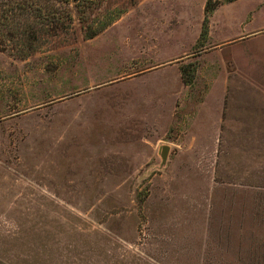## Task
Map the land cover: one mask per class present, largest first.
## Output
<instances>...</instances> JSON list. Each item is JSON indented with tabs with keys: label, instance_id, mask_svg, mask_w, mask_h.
Returning a JSON list of instances; mask_svg holds the SVG:
<instances>
[{
	"label": "rangeland",
	"instance_id": "rangeland-1",
	"mask_svg": "<svg viewBox=\"0 0 264 264\" xmlns=\"http://www.w3.org/2000/svg\"><path fill=\"white\" fill-rule=\"evenodd\" d=\"M13 1L0 264H264V0Z\"/></svg>",
	"mask_w": 264,
	"mask_h": 264
},
{
	"label": "trees",
	"instance_id": "trees-1",
	"mask_svg": "<svg viewBox=\"0 0 264 264\" xmlns=\"http://www.w3.org/2000/svg\"><path fill=\"white\" fill-rule=\"evenodd\" d=\"M3 1V2H2ZM211 0H208L205 4L204 7V20L202 23V30H201V36L202 37H206L207 36V29H208V19L210 17V15L213 13V11L216 9V7L220 4H229V3H233L235 1L238 0H214L213 4H211L210 2ZM4 3V4H2ZM6 3V4H5ZM37 5V4H36ZM35 5V6H36ZM0 6L4 7L6 10H4V13H2V15L0 14V20H6V21H10L12 20L13 16V9H15V2L13 0H0ZM37 8H35L36 10ZM42 11V9H37ZM43 17H45V15L43 14ZM115 21V20H114ZM112 21L111 24L114 22ZM109 25V24H108ZM107 25V26H108ZM106 26V27H107ZM180 73H181V78L184 80V75H185V70L184 68H180ZM184 83L186 84V82L184 81ZM187 85V84H186Z\"/></svg>",
	"mask_w": 264,
	"mask_h": 264
},
{
	"label": "crops",
	"instance_id": "crops-1",
	"mask_svg": "<svg viewBox=\"0 0 264 264\" xmlns=\"http://www.w3.org/2000/svg\"><path fill=\"white\" fill-rule=\"evenodd\" d=\"M176 8V7H175ZM211 35V34H210ZM158 43H160V47H162V49H164L166 52H168V50H169V42H168V39H167V37H166V39L165 38H163V39H161L160 41H158ZM157 43V44H158ZM185 57V56H184ZM178 57H172V56H168L167 58H164V59H162L160 62H158L159 64L157 65V66H164V68L165 67H167L168 66V64H170V63H172V62H174V60H176ZM166 65V66H165ZM157 71V70H156Z\"/></svg>",
	"mask_w": 264,
	"mask_h": 264
},
{
	"label": "water",
	"instance_id": "water-1",
	"mask_svg": "<svg viewBox=\"0 0 264 264\" xmlns=\"http://www.w3.org/2000/svg\"><path fill=\"white\" fill-rule=\"evenodd\" d=\"M168 155V148L167 147H164L163 150H162V157L165 159Z\"/></svg>",
	"mask_w": 264,
	"mask_h": 264
}]
</instances>
